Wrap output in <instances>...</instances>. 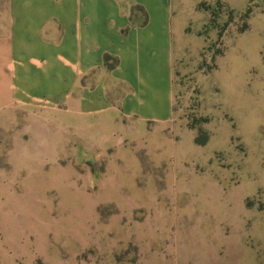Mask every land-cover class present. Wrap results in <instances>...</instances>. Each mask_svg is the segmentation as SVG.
I'll list each match as a JSON object with an SVG mask.
<instances>
[{
  "label": "rangeland",
  "instance_id": "obj_1",
  "mask_svg": "<svg viewBox=\"0 0 264 264\" xmlns=\"http://www.w3.org/2000/svg\"><path fill=\"white\" fill-rule=\"evenodd\" d=\"M172 3L169 126L0 114V264H264V0Z\"/></svg>",
  "mask_w": 264,
  "mask_h": 264
},
{
  "label": "crops",
  "instance_id": "obj_2",
  "mask_svg": "<svg viewBox=\"0 0 264 264\" xmlns=\"http://www.w3.org/2000/svg\"><path fill=\"white\" fill-rule=\"evenodd\" d=\"M6 1L0 114L46 109L96 122L107 115L130 135L169 126L172 0ZM106 55L117 60L113 68ZM48 127L71 129L65 122Z\"/></svg>",
  "mask_w": 264,
  "mask_h": 264
},
{
  "label": "trees",
  "instance_id": "obj_3",
  "mask_svg": "<svg viewBox=\"0 0 264 264\" xmlns=\"http://www.w3.org/2000/svg\"><path fill=\"white\" fill-rule=\"evenodd\" d=\"M109 59H110V56H109V55H106V56L104 57V62H105L106 66H107L108 68H113V67L117 64V60L115 59V60H116L115 64H113V65H108V61H109ZM206 141H207L206 138H204V139L196 138V143L199 144V145H204V144L206 143Z\"/></svg>",
  "mask_w": 264,
  "mask_h": 264
}]
</instances>
